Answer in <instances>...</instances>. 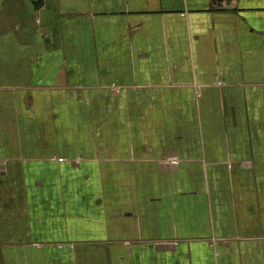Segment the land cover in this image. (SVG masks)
Wrapping results in <instances>:
<instances>
[{
  "label": "crops",
  "instance_id": "1",
  "mask_svg": "<svg viewBox=\"0 0 264 264\" xmlns=\"http://www.w3.org/2000/svg\"><path fill=\"white\" fill-rule=\"evenodd\" d=\"M0 264H264V0H0Z\"/></svg>",
  "mask_w": 264,
  "mask_h": 264
},
{
  "label": "built area",
  "instance_id": "2",
  "mask_svg": "<svg viewBox=\"0 0 264 264\" xmlns=\"http://www.w3.org/2000/svg\"><path fill=\"white\" fill-rule=\"evenodd\" d=\"M172 161H173L174 163H177V162H178V160H177L176 158H172Z\"/></svg>",
  "mask_w": 264,
  "mask_h": 264
}]
</instances>
